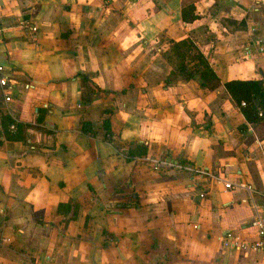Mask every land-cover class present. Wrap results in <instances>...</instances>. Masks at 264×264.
<instances>
[{"label":"crops","instance_id":"0c3cea01","mask_svg":"<svg viewBox=\"0 0 264 264\" xmlns=\"http://www.w3.org/2000/svg\"><path fill=\"white\" fill-rule=\"evenodd\" d=\"M186 39L217 88L167 82ZM0 63V264H264L222 245L264 215V119L224 86L264 80V0H0Z\"/></svg>","mask_w":264,"mask_h":264},{"label":"trees","instance_id":"16d2710c","mask_svg":"<svg viewBox=\"0 0 264 264\" xmlns=\"http://www.w3.org/2000/svg\"><path fill=\"white\" fill-rule=\"evenodd\" d=\"M194 6L189 5L182 8L181 18L184 22H191L198 18L194 13ZM174 52L170 55L166 54L164 57L171 62L173 69L170 72L172 79L182 78L192 79L198 76V82L201 87L208 89H215L220 85L216 74L210 66L208 57L201 51L197 50L190 40L186 39L174 44ZM200 66L201 69H198ZM226 90L230 94L232 100L238 105L246 119L250 122L264 119V80H231L224 84ZM244 102V105L241 103ZM259 112L262 114L259 115ZM14 123V122H12ZM11 123V124H12ZM106 125L107 122L105 123ZM19 126L16 123V129L10 130L9 133L17 135ZM108 131V127L105 126ZM88 131L87 126L83 128ZM17 137V136H16ZM146 149L139 147L137 152L133 150L130 155L145 153ZM137 206V203H134ZM127 206V204H123Z\"/></svg>","mask_w":264,"mask_h":264},{"label":"built area","instance_id":"2783aa9c","mask_svg":"<svg viewBox=\"0 0 264 264\" xmlns=\"http://www.w3.org/2000/svg\"><path fill=\"white\" fill-rule=\"evenodd\" d=\"M36 31V27L31 28V32ZM13 87L11 79L5 69V67L0 63V91L4 95L5 101L11 100L10 90ZM244 105V102L241 103ZM262 113L259 112V115ZM1 127V121H0ZM10 130L16 129V123H12L9 126ZM234 184L229 181L224 182L226 188H232ZM239 187H243L242 184H237ZM199 196L202 198L204 193L200 192ZM251 226L254 228L255 237L253 239L245 238L237 233L228 232L222 238V245L224 247H232L236 251H252L260 252L264 254V215L257 213L256 216L251 221ZM2 239H0L1 241Z\"/></svg>","mask_w":264,"mask_h":264},{"label":"water","instance_id":"95a60500","mask_svg":"<svg viewBox=\"0 0 264 264\" xmlns=\"http://www.w3.org/2000/svg\"><path fill=\"white\" fill-rule=\"evenodd\" d=\"M197 78V77H196Z\"/></svg>","mask_w":264,"mask_h":264}]
</instances>
